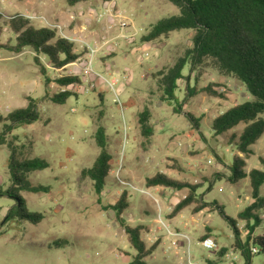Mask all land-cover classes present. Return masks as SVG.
Here are the masks:
<instances>
[{
	"label": "rangeland",
	"instance_id": "374dc122",
	"mask_svg": "<svg viewBox=\"0 0 264 264\" xmlns=\"http://www.w3.org/2000/svg\"><path fill=\"white\" fill-rule=\"evenodd\" d=\"M107 6L111 9L105 14ZM15 13L29 17L34 27L56 28L83 53L82 63L50 71L51 75L80 77L85 70L87 77L79 84L66 86L73 93L64 103H55L50 97L61 88L54 82L43 85L32 50L25 48L15 53L0 47V113L24 106L25 96L30 95L38 99L41 115L31 124L12 129L7 137L14 136L18 158L42 157L48 161L46 168L32 171L28 178L34 184L50 186L47 192L20 191L29 210L43 213L35 224L5 220L7 209L17 199L0 195V264H131L135 250L122 224L113 210L103 209L123 190L128 199L123 220L133 225L138 217H144L151 231L160 227V240L146 257L148 264H206L207 259L215 264H241L238 262H243V258L229 249L233 242L231 228L217 209L207 207L194 212L193 202L169 218L165 216V212H170L166 207L183 198L186 188L174 194L171 188L145 184L147 176L163 171L197 184L202 199L216 200L232 217L251 201L247 177L235 183L226 180L232 156H244L230 141V133L240 132L243 124L220 134L211 128L215 116L234 104L251 100L249 92L235 77L217 71L211 62L198 65L189 73L188 81H179L175 91L178 100H182L188 93L186 84L195 88L194 94L185 97L182 110L198 120L196 129L184 113L174 112L173 101L160 99L151 75L169 67L183 54L191 45L193 30H174L155 39L160 49L156 58L153 48L141 51L134 47L156 20L178 13L177 7L168 0H87L73 6L65 0H0V44L13 42L6 16ZM90 48L95 52L91 53ZM102 50H112L113 54L101 56ZM188 66H184V74ZM89 75L104 77L107 82L114 78V88L123 75H130L131 83L116 95L106 81L86 88L90 81L95 82L94 78L89 80ZM99 88L104 89L101 98L97 96ZM144 108L149 110L153 126L148 138L141 134L137 123L138 112ZM98 125L104 128L111 155V170L100 195L94 192L92 182L80 174L99 153L94 138ZM251 148L252 152L244 157V169H264L258 159L264 157V132ZM9 155V147L0 144V189L12 182ZM215 173L225 177L214 180ZM260 194L264 198V186ZM260 212L262 222L256 227V234H264V208ZM154 217L158 221H153ZM238 226L244 232L243 223ZM176 227L181 234L170 235L169 230ZM208 236L216 244L213 250L203 249L198 243ZM147 237L143 236L146 244ZM60 238L65 242L55 245L54 241ZM221 248L229 249V257H218ZM250 264H264V252L253 253Z\"/></svg>",
	"mask_w": 264,
	"mask_h": 264
},
{
	"label": "trees",
	"instance_id": "16d2710c",
	"mask_svg": "<svg viewBox=\"0 0 264 264\" xmlns=\"http://www.w3.org/2000/svg\"><path fill=\"white\" fill-rule=\"evenodd\" d=\"M65 1L73 6L87 0ZM168 1L177 7L178 13L156 20L140 36V41H152L163 34L179 29H191L193 34L190 38L191 45L176 58L172 65L151 72L160 92V99L173 101L174 112L184 113L194 128L198 129V120L190 112L182 110L185 97L194 94L195 88L186 84L188 93L182 100H178L175 91L179 89V81H188L189 73L198 65L209 61L217 71L226 76L235 77L242 83L252 99L234 104L215 116L211 121V128L215 134H220L240 123L243 124L240 132L230 133V141L234 149L244 156L237 154L232 156L231 162L227 164L229 173L226 175V180L235 183L247 177L251 201L239 210L235 217H232L224 212L223 206L216 200L209 202L202 199L197 193V184L173 178L163 171H156L147 176L145 184L149 187L162 186L172 190L186 188V195L174 204L170 215H175L193 202L195 203L194 212L207 207L217 209L232 231L233 242L229 249L239 253L243 258L241 264H250L252 247L257 249L255 253L264 252V234L254 233L256 227L262 222L260 211L264 208V198L260 194V188L264 186V169L251 168L248 171L244 169V157L252 152L251 145L264 132V0ZM6 17L14 37L12 43L0 44V47L15 53L30 48L43 85L46 87L54 82L61 88L51 95L50 100L55 103H64L73 93L65 87L79 84L80 77L65 73L51 75L50 71L64 70L67 64L77 60L80 53L75 51L74 42L59 34L56 28L34 27L30 18L20 13ZM42 59H45V62ZM187 64L188 71L184 74L182 70ZM204 90L214 93L209 87H205ZM25 98L27 103L24 106L16 107L5 114L0 113V144H6L10 149L8 170L12 180L9 187L0 189V195H7L18 201L7 209L5 220H26L35 224L43 218V213L29 210L20 191L47 192L50 189L49 185L34 184L28 176L32 171L46 168L49 164L42 157L18 158L13 146L14 136L10 139L7 137L12 129L31 124L41 117L38 99L30 95H26ZM150 117L147 108L138 112L137 123L145 138H148L153 131ZM94 138L100 149L99 153L90 166L81 169L80 174L92 182L94 192L100 195L111 170V155L107 149L106 135L102 125L97 126ZM258 159L264 167V157L259 156ZM222 177L225 176L215 173L214 180H220ZM212 181L208 189H211ZM127 207L128 199L126 191L123 190L113 203L104 205L103 209L113 210L116 219L122 224L126 238L135 250L130 263L148 264L146 257L153 251L154 244L149 247L145 245L141 237V231L145 229L142 224L129 225L123 220L122 214ZM239 222L243 223L244 232L239 228ZM1 233L2 230H0ZM57 241H54L55 245L65 242L61 238ZM229 249L221 248L217 252L218 257H224Z\"/></svg>",
	"mask_w": 264,
	"mask_h": 264
},
{
	"label": "crops",
	"instance_id": "0c3cea01",
	"mask_svg": "<svg viewBox=\"0 0 264 264\" xmlns=\"http://www.w3.org/2000/svg\"><path fill=\"white\" fill-rule=\"evenodd\" d=\"M147 31V30H146ZM145 31V32H146ZM67 37V36H66ZM139 37V36H138ZM69 38V37H68ZM158 38H160V37H158ZM157 38V39H158ZM136 41V39H133V42H135ZM104 42V43H103ZM102 43V45H104L106 42L105 41H103ZM102 47V46H101ZM135 47V49H140L141 51H145V50H147L148 48H153L154 49V58H156L157 57V55H158V51L160 50V49H158L159 47H157V45H156V42H154V40L153 41H147V42H142V41H140L139 43H138V45H136V46H134ZM74 49H75V51L77 52L78 50L74 47ZM78 53H80V56L77 58V60L75 61V62H72V63H69V64H67L66 66H65V68H68L70 65H74V64H76V62H78V61H80L82 58H81V55L83 54V53H81V52H79L78 51ZM101 54V56H106L105 54H108L109 53V56L110 55H112L113 54V51L111 50L110 52H107V51H105V50H102L101 52H100ZM81 63H82V61H80ZM149 68V67H148ZM150 70L152 69V68H149ZM152 71V70H151ZM68 73V72H67ZM85 74V70H84V73H81L80 75V80L82 81L83 80V78H85V77H87V76H85L84 75ZM88 78H89V80H91V78H94L95 79V82H93V81H90V83L91 82H93V83H97V82H103V81H105L104 80V77H96L95 75H89L88 76ZM123 78H124V82L122 81L123 80ZM109 81H113V82H116V80L114 79V78H111ZM131 76L130 75H127V76H122V79H121V81H118L117 83V85H115V86H117L116 88H118V94H119V91L121 90V92H123L124 91V89H125V86L126 85H128V84H130L131 82ZM99 92L97 93V96L98 97H100L101 98V95L103 94V91H104V89L103 88H99ZM115 93H116V91H115ZM179 191V190H178ZM178 191H176V190H174L173 191V193L175 194V193H178ZM177 202V201H176ZM175 202V203H176ZM174 203V204H175ZM174 204H173V206H174ZM173 206H171V205H169V206H167L166 207V209H168V211H170V212H167V214H166V212H165V216H167V217H169V218H172V217H174L176 214H178L180 211H182V209H184V208H182L179 212H177L175 215H170V213H171V211H172V207ZM152 213H154V211H152ZM131 215V214H130ZM131 218V217H130ZM131 220H133L132 218H131ZM153 221H158V219L157 218H153L152 219ZM148 222H147V220L144 218V217H138L137 218V222H135V224H133V225H136V224H142L144 227H145V229H142V231H141V237H142V239H143V236H146L147 237V235H148V239H149V243H145V245L147 246V247H149V246H151V245H153L154 244V248H155V246H156V244L158 243V241L160 240V238L158 237V234H157V232H158V229L160 228L159 226H157L156 227V232H154V231H151V229H150V227H149V224H147ZM128 224V223H127ZM130 225V224H129ZM188 225H189V227L191 228L192 227V219H189V221H188ZM188 225L186 224V228L188 227ZM169 234L170 235H172V234H181V232H180V230L179 229H177V227L174 229V231H171V230H169ZM209 237V236H208ZM144 241V240H143ZM198 241V240H197ZM198 243L200 244V241H198ZM201 246V245H200ZM202 247V246H201ZM204 249V248H203ZM154 250V249H153ZM229 253H226L225 254V257H229ZM240 256V255H239ZM240 259H241V256H240ZM190 264H192V262H189ZM233 262L232 261H228V264H232ZM238 263H242L241 262V260H239V262ZM206 264H215V263H211L208 259H207V261H206Z\"/></svg>",
	"mask_w": 264,
	"mask_h": 264
},
{
	"label": "built area",
	"instance_id": "2783aa9c",
	"mask_svg": "<svg viewBox=\"0 0 264 264\" xmlns=\"http://www.w3.org/2000/svg\"><path fill=\"white\" fill-rule=\"evenodd\" d=\"M111 8L110 7H106V9L104 10L105 12V14H106V12H108L109 10H110ZM90 52L91 53H94L95 52V49L94 48H90ZM106 81V80H105ZM107 82V81H106ZM107 84L111 87V88H113V90H115L116 92H118L117 90H118V88H114L113 86H114V82L113 81H109V82H107ZM74 84H72V86H73ZM92 87H94V83H90L89 84V86L88 87H86V88H92ZM116 95H117V93H115ZM200 245L202 246V248H204V249H210V250H213L214 248H215V246H216V244H215V242H214V240H213V238H211V237H205V238H203L202 240H200ZM251 251L253 252V253H255L256 251H257V249L255 248V247H252L251 248Z\"/></svg>",
	"mask_w": 264,
	"mask_h": 264
},
{
	"label": "water",
	"instance_id": "95a60500",
	"mask_svg": "<svg viewBox=\"0 0 264 264\" xmlns=\"http://www.w3.org/2000/svg\"><path fill=\"white\" fill-rule=\"evenodd\" d=\"M16 202H18V201H16Z\"/></svg>",
	"mask_w": 264,
	"mask_h": 264
}]
</instances>
